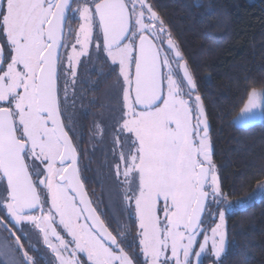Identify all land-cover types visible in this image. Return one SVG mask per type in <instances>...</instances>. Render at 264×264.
Masks as SVG:
<instances>
[{"label":"snow or ice","instance_id":"1","mask_svg":"<svg viewBox=\"0 0 264 264\" xmlns=\"http://www.w3.org/2000/svg\"><path fill=\"white\" fill-rule=\"evenodd\" d=\"M70 17L80 23L67 51ZM92 55L115 78L111 123L94 135L110 134L118 155L108 192L121 219L89 195L68 114ZM240 99V119L264 116V84ZM230 206L196 78L149 0H0V264H36L32 230L55 257L47 264H224Z\"/></svg>","mask_w":264,"mask_h":264},{"label":"trees","instance_id":"2","mask_svg":"<svg viewBox=\"0 0 264 264\" xmlns=\"http://www.w3.org/2000/svg\"><path fill=\"white\" fill-rule=\"evenodd\" d=\"M188 60L210 124L213 160L231 204L264 178V120L238 127L240 99L264 84V0H149ZM224 264H264V199L226 215Z\"/></svg>","mask_w":264,"mask_h":264},{"label":"flooded vegetation","instance_id":"3","mask_svg":"<svg viewBox=\"0 0 264 264\" xmlns=\"http://www.w3.org/2000/svg\"><path fill=\"white\" fill-rule=\"evenodd\" d=\"M75 4L76 0H73V7H75ZM79 23L78 17L75 20L71 19V17L69 18L65 31L67 33V28L70 27L72 36L66 41L69 44L67 51H70V45L74 43ZM62 51L64 50L62 49ZM5 55H8L7 49H5ZM81 60L82 64L78 68L75 86L74 104L73 89L71 86L69 87L68 114L77 129V137L75 139L79 140L80 147L84 150L80 163L82 168L86 167L88 169L83 172V175L88 178L86 188L94 200L97 198L103 199L104 205L108 206L116 219H121L119 207L112 203V200L116 198L113 195L112 200H110L108 192L112 185L114 166L118 162V155L115 158L113 157L110 134L105 133L103 137L94 135L96 124L107 127L111 123L109 119L110 110L116 105V102L111 99L112 85L115 78L107 75V65L102 59H97L95 55H92L91 58L82 57ZM213 211L215 212V208H213ZM211 221L212 219L207 217L203 226L210 224ZM23 227L25 231L30 229L28 225ZM16 234L20 235V232ZM7 235V232L0 229V240H3ZM127 239L133 243L134 247L126 250L129 251L130 255H135L139 252V248L134 227L131 233L127 235ZM29 244L34 245L36 251H32L29 248ZM24 245L25 250L33 257L36 264H47L48 260L55 259L50 249L44 245L42 237L35 230L30 231L29 239L24 241ZM211 259L210 256L202 257V264H211Z\"/></svg>","mask_w":264,"mask_h":264},{"label":"rangeland","instance_id":"4","mask_svg":"<svg viewBox=\"0 0 264 264\" xmlns=\"http://www.w3.org/2000/svg\"><path fill=\"white\" fill-rule=\"evenodd\" d=\"M248 1H250V2H252L253 0H248ZM256 112H257V115L254 117V118H252V119H250V120H247V121H244V120H242V119H240L241 118V114H242V111L239 113V115L236 117V119H235V124L238 126V127H249V126H251V125H254V124H258V123H262L263 122V120H264V116H261L259 113H260V110L259 109H257L256 110ZM256 192V191H255ZM254 192V193H255ZM253 193V194H254ZM251 195V196H249V199H247V200H245L244 202H242V203H238V204H235V208H239V207H242V206H245V205H247L248 203H251V202H254V201H256L257 199H259L260 198V195L257 193V194H255V195ZM216 222H218V220L216 221ZM209 226H214V223H213V221H211L210 222V224H207L206 226H205V228H208ZM204 227V226H203ZM226 251V250H225Z\"/></svg>","mask_w":264,"mask_h":264},{"label":"water","instance_id":"5","mask_svg":"<svg viewBox=\"0 0 264 264\" xmlns=\"http://www.w3.org/2000/svg\"><path fill=\"white\" fill-rule=\"evenodd\" d=\"M210 129H211V128H210ZM259 199H261V197H260ZM259 199H257L256 201H258ZM246 200H247V199H246ZM244 201H245V200H244ZM244 201H241V202H238V203H242V202H244ZM238 203L236 202L235 204H238ZM251 203H253V202H251ZM251 203H248L247 205H249V204H251ZM235 204H231V206L228 207L227 212H226V215H227L228 213H231L232 211H234V210H236V209H241V208H244V207L247 206V205H245V206H242V207H239V208H235V207H234Z\"/></svg>","mask_w":264,"mask_h":264}]
</instances>
